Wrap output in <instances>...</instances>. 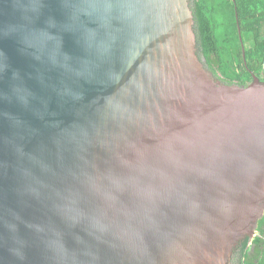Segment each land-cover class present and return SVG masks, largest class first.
I'll return each mask as SVG.
<instances>
[{
	"label": "water",
	"instance_id": "obj_1",
	"mask_svg": "<svg viewBox=\"0 0 264 264\" xmlns=\"http://www.w3.org/2000/svg\"><path fill=\"white\" fill-rule=\"evenodd\" d=\"M189 1L0 0V264H230L256 234L264 81L212 73Z\"/></svg>",
	"mask_w": 264,
	"mask_h": 264
},
{
	"label": "trees",
	"instance_id": "obj_2",
	"mask_svg": "<svg viewBox=\"0 0 264 264\" xmlns=\"http://www.w3.org/2000/svg\"><path fill=\"white\" fill-rule=\"evenodd\" d=\"M189 6L196 53L212 73L228 84L245 85L251 73L264 81V22L252 12L250 0H190ZM249 38L251 45H247ZM233 255L234 264H264V214L253 238L241 240Z\"/></svg>",
	"mask_w": 264,
	"mask_h": 264
},
{
	"label": "crops",
	"instance_id": "obj_3",
	"mask_svg": "<svg viewBox=\"0 0 264 264\" xmlns=\"http://www.w3.org/2000/svg\"><path fill=\"white\" fill-rule=\"evenodd\" d=\"M250 5L255 9H253L252 12H254L255 16L258 18L259 21L264 22V0H250ZM256 11V12H255ZM250 39L247 41V45H251ZM253 247H250V250H252ZM251 262L255 263L253 259H245V262Z\"/></svg>",
	"mask_w": 264,
	"mask_h": 264
},
{
	"label": "flooded vegetation",
	"instance_id": "obj_4",
	"mask_svg": "<svg viewBox=\"0 0 264 264\" xmlns=\"http://www.w3.org/2000/svg\"><path fill=\"white\" fill-rule=\"evenodd\" d=\"M233 252H234V251H233ZM233 257H234V255L232 254V257H231V259H230V264H234V260H235V259H234Z\"/></svg>",
	"mask_w": 264,
	"mask_h": 264
}]
</instances>
